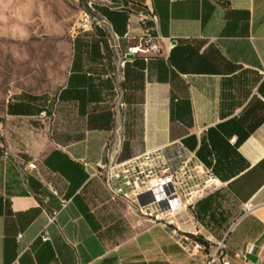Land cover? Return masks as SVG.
Segmentation results:
<instances>
[{"label":"crops","instance_id":"1","mask_svg":"<svg viewBox=\"0 0 264 264\" xmlns=\"http://www.w3.org/2000/svg\"><path fill=\"white\" fill-rule=\"evenodd\" d=\"M108 1L97 5L122 7L134 30L133 10L154 12L148 26L162 52L122 64L120 123L108 37L107 56L102 46L73 49L49 136L30 130L41 127L39 103L23 113L20 98L8 100L0 264H206L220 241L232 264H247L239 257L247 244L255 246L249 261L264 264V0ZM116 29L125 34L128 25ZM122 45L123 56L130 43ZM175 143L223 182L195 204L198 235L183 213L152 222L98 188L113 149L124 162ZM45 229L48 241L39 237Z\"/></svg>","mask_w":264,"mask_h":264},{"label":"rangeland","instance_id":"2","mask_svg":"<svg viewBox=\"0 0 264 264\" xmlns=\"http://www.w3.org/2000/svg\"><path fill=\"white\" fill-rule=\"evenodd\" d=\"M96 4L110 5L108 0H0V115L5 114L8 100L22 92L54 101L70 69L75 36L93 31L94 24L108 32L113 50V80L124 95L118 37L107 20L92 9ZM85 13L87 27L83 21ZM136 22L138 26L131 29V34L138 37L141 34L137 17ZM129 43L136 45L138 39ZM117 119L120 123V114ZM53 122L54 115L41 117V127L30 130L49 136ZM20 138L14 137V142ZM102 172L104 186L100 181L98 188L106 191V174Z\"/></svg>","mask_w":264,"mask_h":264},{"label":"built area","instance_id":"3","mask_svg":"<svg viewBox=\"0 0 264 264\" xmlns=\"http://www.w3.org/2000/svg\"><path fill=\"white\" fill-rule=\"evenodd\" d=\"M93 9V6H92ZM94 10V9H93ZM135 14L140 23L139 32L136 37L131 34V22L129 19L128 30L124 35L128 41L138 39L136 45H129L127 53L134 57L142 55L145 59L161 54V47L147 22L156 19L153 12L139 10L131 12ZM85 27L86 13L84 18ZM175 39H169V47L175 45ZM126 53V54H127ZM123 55L122 64L128 60ZM114 111L120 114L125 106L124 95L114 86ZM51 115H54L53 113ZM41 117H50L43 111ZM114 149L110 153L108 161L100 167L106 174L107 189L112 198L127 202L137 213L149 218L152 222H170V220L183 213L190 222V233L198 235V222L195 211V204L198 199L218 190L223 186L218 177L211 169L206 168L196 157L195 153L185 149L182 144L175 143L166 147L148 151L134 159L118 162L113 156ZM27 167L37 170L36 163H29ZM48 198L44 200L47 202ZM249 204L246 205L249 208ZM56 213H54L55 215ZM54 217H52V220ZM185 233V230L179 229ZM178 234V231H173ZM18 235V239L21 238ZM39 237L42 241L50 240L49 232L45 229ZM197 247L203 248L202 243ZM255 252L253 244H247L239 257L247 264H256L249 261V255ZM206 264H232V258L228 253V247L224 241L217 244V249L206 261Z\"/></svg>","mask_w":264,"mask_h":264},{"label":"trees","instance_id":"4","mask_svg":"<svg viewBox=\"0 0 264 264\" xmlns=\"http://www.w3.org/2000/svg\"><path fill=\"white\" fill-rule=\"evenodd\" d=\"M93 9L96 13H98L100 16H102L104 19H106L107 22L110 24L114 34L118 37L119 47L121 49H123L122 38L124 37L125 34H120L119 30H117L116 28H119V26L126 27V25H129V19H128L127 12L124 9H122V7L118 8V9L117 8L116 9H108L105 6L97 5V4L93 5ZM139 10H145L146 12H149L148 9L146 10L144 8L138 9L136 11L133 10L132 12H137ZM153 14H155V13L153 12ZM147 25H148V22H147ZM83 34L88 36V38L82 40L81 34H77L74 38V55L76 54L77 46H81V45L82 46H90V45H92L94 47L102 46L104 48L105 54L107 56L109 44H108V40H107L108 32L106 30H104L102 27L94 24L93 31H84ZM124 54L125 53H123V55ZM128 61L129 60H126V62H125V68L127 67ZM125 74L127 76V73H125ZM126 76H125V81L127 79ZM125 81H124V83H125ZM15 97L20 98V103H18V107H20V108H18L19 112L28 113V112L34 111L35 109L33 107L37 103H39L41 105V107L39 108V115H41V113L43 111H45L47 116H51V114L54 112V106H55V100L56 99L54 101H51L50 99L46 100V98L44 96L33 95V94L25 93V92L19 93ZM24 101H26V102H24ZM6 105H7V111H11L10 103L7 102ZM1 121H2V117L0 116V122ZM70 168L72 169V165H71V167H69L68 170H70ZM60 169H62V168L60 167ZM68 170L66 172H68Z\"/></svg>","mask_w":264,"mask_h":264},{"label":"water","instance_id":"5","mask_svg":"<svg viewBox=\"0 0 264 264\" xmlns=\"http://www.w3.org/2000/svg\"><path fill=\"white\" fill-rule=\"evenodd\" d=\"M133 57H134L133 54H130V53H127V54H126V58H127V59H132Z\"/></svg>","mask_w":264,"mask_h":264},{"label":"bare ground","instance_id":"6","mask_svg":"<svg viewBox=\"0 0 264 264\" xmlns=\"http://www.w3.org/2000/svg\"><path fill=\"white\" fill-rule=\"evenodd\" d=\"M86 17H88L87 15H86ZM88 21V18L86 19V22Z\"/></svg>","mask_w":264,"mask_h":264}]
</instances>
